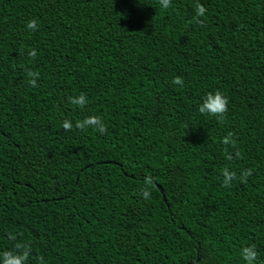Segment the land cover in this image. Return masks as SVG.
Returning a JSON list of instances; mask_svg holds the SVG:
<instances>
[{"label":"trees","instance_id":"16d2710c","mask_svg":"<svg viewBox=\"0 0 264 264\" xmlns=\"http://www.w3.org/2000/svg\"><path fill=\"white\" fill-rule=\"evenodd\" d=\"M217 90L222 122L198 111ZM89 116L107 132L62 128ZM253 244L264 264V0H0V264H246Z\"/></svg>","mask_w":264,"mask_h":264},{"label":"clouds","instance_id":"9594fccd","mask_svg":"<svg viewBox=\"0 0 264 264\" xmlns=\"http://www.w3.org/2000/svg\"><path fill=\"white\" fill-rule=\"evenodd\" d=\"M160 4L163 8L167 9L171 7V0H160ZM195 11H196V17L200 18L205 16L207 12V8L203 4L197 3ZM26 27L29 30L36 31L38 29L37 20L35 18L29 20L26 24ZM36 55L37 53L35 49H31L29 51L30 57L35 58ZM27 75L31 77V79L29 80V84L32 87H36L39 74L34 71H28ZM172 83L182 86L184 81L182 77L176 76L173 78ZM70 101L72 104L83 108L87 104V97L86 94L80 93L78 96L74 98H70ZM228 104H229L228 97L223 95L219 90H217L214 93L210 92L205 95L202 103L199 105L198 111L202 115L215 117L218 119V121L222 122L225 118V114L228 111ZM73 127L81 131H84L88 128H92L93 130L98 131L100 134H104L107 132V127L104 124L101 117L99 116H89L83 120L76 121L75 125H73V122L70 120L62 121L63 130L71 131ZM230 137H231V133L229 134V136L223 138L222 143H224L225 145L232 143V145L235 146L234 141H231ZM236 155L239 156L240 155L239 152H237ZM227 158L231 160L232 156L229 155ZM222 175H223L222 185L224 187H230L232 181L237 179L236 173L234 171H230L228 168H224L222 170ZM251 175H252V170L246 169L242 171L239 179L241 180V182H246L247 177ZM143 184L144 187L141 190V196L144 199H150L151 191L149 189L155 187L154 179L150 175L146 176L144 178ZM21 247H23V250L18 251L15 254L11 251L4 252L3 264H26L30 253V249L27 248L26 246H18V249ZM241 256L242 259L246 262V264H256L258 257L256 246L253 244L250 246L243 247L241 249ZM40 259L42 260L43 258L41 257Z\"/></svg>","mask_w":264,"mask_h":264},{"label":"water","instance_id":"95a60500","mask_svg":"<svg viewBox=\"0 0 264 264\" xmlns=\"http://www.w3.org/2000/svg\"><path fill=\"white\" fill-rule=\"evenodd\" d=\"M156 186L159 188V190H160V192H161V194H162V197H163V199H164V193H163V190H162L158 185H156ZM196 261H199V257L196 258Z\"/></svg>","mask_w":264,"mask_h":264}]
</instances>
